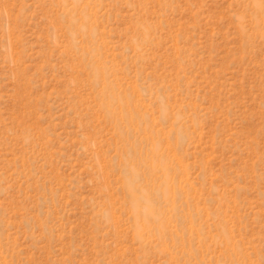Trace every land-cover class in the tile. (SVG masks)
Wrapping results in <instances>:
<instances>
[{"label":"rangeland","instance_id":"1","mask_svg":"<svg viewBox=\"0 0 264 264\" xmlns=\"http://www.w3.org/2000/svg\"><path fill=\"white\" fill-rule=\"evenodd\" d=\"M0 264H264V0H0Z\"/></svg>","mask_w":264,"mask_h":264}]
</instances>
